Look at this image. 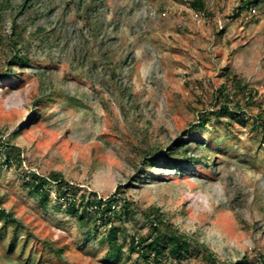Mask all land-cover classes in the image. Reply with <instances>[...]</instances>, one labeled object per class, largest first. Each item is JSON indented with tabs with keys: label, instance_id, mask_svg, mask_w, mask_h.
Returning <instances> with one entry per match:
<instances>
[{
	"label": "rangeland",
	"instance_id": "374dc122",
	"mask_svg": "<svg viewBox=\"0 0 264 264\" xmlns=\"http://www.w3.org/2000/svg\"><path fill=\"white\" fill-rule=\"evenodd\" d=\"M191 1L0 0V264L264 262V0Z\"/></svg>",
	"mask_w": 264,
	"mask_h": 264
},
{
	"label": "trees",
	"instance_id": "16d2710c",
	"mask_svg": "<svg viewBox=\"0 0 264 264\" xmlns=\"http://www.w3.org/2000/svg\"><path fill=\"white\" fill-rule=\"evenodd\" d=\"M255 3V2H254ZM243 5L249 7L250 1L245 0ZM190 6L197 10L203 11L204 10V3L201 0H192L190 2ZM22 59V58H21ZM237 82H235L236 84ZM225 95V94H224ZM227 98H225L226 100ZM224 113L228 112L226 108H223ZM174 153H170L171 156L166 157L165 160L170 162L168 165H171V168H165L167 170L178 169L184 170L186 169L185 166L179 165L176 166V163L182 161L187 163L188 161L185 159H179L177 156H172ZM53 181L55 185H57V193L61 197H65V188H63L66 184L62 180H57L58 178L54 177ZM49 181L43 177H36L31 184V192L39 197L40 202L45 205L48 195V190L46 189ZM118 199L112 198L107 204L105 200L93 198L92 201L88 199L85 200L84 197H81L79 204L76 206V202L73 199L69 204V209L72 211L71 213L76 217V219L80 222H90V221H97L98 219L103 221L104 217L110 211L109 207L112 206L113 203H117ZM79 207V208H77ZM80 210V211H79ZM0 215L4 216V212L0 210ZM107 217L105 218L104 222L108 223ZM108 225V224H107ZM116 232L115 228L112 226L109 227L108 234L112 236ZM142 246V249L132 247L131 251L137 252L139 257L143 258L144 260L149 261L150 256H152V264H157L158 259L167 255V260H169V264H183L184 260H186V255L189 254L190 245L191 243L185 238V236H181L180 234L169 232L165 235H160L156 225L153 226L152 231L150 232V236L147 239H144L142 242H139ZM140 245V246H141ZM140 250V251H138ZM119 252V248L116 250ZM209 258V256H207ZM107 259L109 262L113 260L119 259V254L116 255H108ZM207 259V258H206ZM188 262V261H187ZM216 264V263H212ZM264 264V262L262 263Z\"/></svg>",
	"mask_w": 264,
	"mask_h": 264
}]
</instances>
